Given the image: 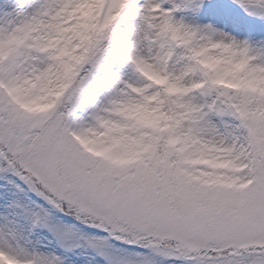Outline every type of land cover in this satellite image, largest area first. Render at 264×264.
<instances>
[{
	"label": "snow or ice",
	"instance_id": "snow-or-ice-1",
	"mask_svg": "<svg viewBox=\"0 0 264 264\" xmlns=\"http://www.w3.org/2000/svg\"><path fill=\"white\" fill-rule=\"evenodd\" d=\"M0 264H264V0H0Z\"/></svg>",
	"mask_w": 264,
	"mask_h": 264
}]
</instances>
